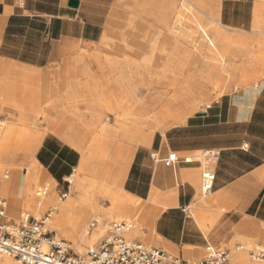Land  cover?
<instances>
[{"label":"crops","instance_id":"crops-1","mask_svg":"<svg viewBox=\"0 0 264 264\" xmlns=\"http://www.w3.org/2000/svg\"><path fill=\"white\" fill-rule=\"evenodd\" d=\"M77 1L78 7L71 9L69 0H0V77L6 70L7 78L15 80L18 74L42 88L30 92L27 105L32 112L38 105L40 115L45 86L56 81L54 72L61 79L81 74L76 53L91 51L103 32L105 36L115 0ZM215 17L246 44L264 39V0H218ZM253 80L255 84L260 79ZM8 93L9 82L0 83V103ZM211 101L197 113L182 112L179 121L155 132L148 145L134 148L121 180L126 148L118 145L106 160L94 161L102 181L111 186L117 181L124 194L156 214L143 239L179 258L189 249L219 248L237 237L264 236V80ZM24 108L9 114L17 116V122L20 113L24 118ZM67 117L53 116L34 154L39 169L61 188L82 166L78 146L89 142ZM70 135L71 143L66 141ZM205 150H218L220 156L207 163L193 161ZM171 153L177 158L174 164L166 161ZM204 171L214 173L206 198L201 197Z\"/></svg>","mask_w":264,"mask_h":264},{"label":"bare ground","instance_id":"bare-ground-1","mask_svg":"<svg viewBox=\"0 0 264 264\" xmlns=\"http://www.w3.org/2000/svg\"><path fill=\"white\" fill-rule=\"evenodd\" d=\"M150 4L153 6L164 4L165 15L149 21L144 16L150 15L146 10V6ZM114 7L112 19L105 28V37H111L113 34L120 37L115 41L112 50L107 49L105 40H101L99 50L104 56L97 55L91 58L93 67L104 73L105 87L97 90L95 88L98 82L97 75L94 70L85 68L81 74L87 78V86L86 83L82 86L79 77H76L73 83L68 85L66 94L71 95L74 100L78 98L84 100L79 92L85 91L82 97L89 100L83 103L85 113L90 117L87 129L100 123L101 118L97 114L101 109L96 98L98 92L102 93L104 102L112 101L118 94L127 95L131 100L138 98L136 93H140L143 97L142 100L138 99L137 107L129 111L124 108L122 111L121 107V112L115 113L114 116L119 119L118 132L107 127L108 125L103 126L100 129V137L92 139L88 145L78 146L83 157L78 172L82 173L84 178L78 179L77 175L68 178L78 197L69 196L64 202L58 197L57 201L54 195L55 183L35 163L34 154L40 145L42 133L31 134L32 132L26 131L27 129L17 130L16 120L12 119V122L9 121L10 124L3 126V129L6 128L5 134L0 135V158L4 155H11L12 158L21 155L23 160L29 163L25 176L18 169H12L11 175L8 174L10 171L3 173V179L0 178V198L7 199L11 204L12 213L17 212L24 205L27 211L37 216L43 207L50 205L51 219L47 220L46 228L48 223L53 231L72 241L75 248L81 252L93 248L103 238L106 225L99 218L100 212L93 204L91 199L93 195L86 192L85 184L91 189L98 188L108 195L112 205L117 209V212L112 214L116 221L127 219L128 215L142 206L145 218L138 220L137 225L140 228L145 226L149 229L156 217L154 212L145 209L140 200L124 194L117 181L111 186L112 190L111 188L108 190L109 187H100L98 184L101 183V173L95 167L94 161L106 160L109 148L114 145L117 148L120 146L126 148V157L123 158L118 175V181L121 180L130 153L137 146L148 145L155 130L163 131L169 123L179 121L182 112L189 115L198 108L202 111L208 107V103L185 99V95L190 90L207 91L218 98L226 88L214 81V78L222 76L228 59L233 58L236 53L249 60L251 64L256 60L259 61L264 54L262 43L258 44V49L254 53L249 49L233 50L232 44L235 41L243 42V39L225 32L217 23L214 14L206 9L203 0H115ZM119 8L123 11L117 10ZM84 61L85 56L81 54L74 58V62L79 64ZM206 61L213 69L205 80L201 81L198 78L200 75L196 74L193 68ZM194 76L197 77L194 79ZM251 78L236 84L237 88L253 83V79H258ZM112 85L117 87V92L111 90ZM59 102L56 104L57 107L62 106ZM147 103L150 104L146 105ZM51 107L43 109L41 114L43 119L54 116L56 112L52 113ZM64 114L71 117L69 113ZM72 114L76 126L80 128L79 125L84 123V115L79 113V110H73ZM102 116L104 119L107 118L104 112ZM115 124L117 126L116 122ZM115 134L120 135L124 145L116 142ZM66 141L71 143V135ZM7 201L5 200L8 207ZM89 219L97 223L93 228H91L92 223L88 225ZM134 229L136 225H133ZM139 231L140 229L133 234H138ZM190 250L192 249L187 252ZM1 263L17 264L9 257H3Z\"/></svg>","mask_w":264,"mask_h":264},{"label":"rangeland","instance_id":"rangeland-1","mask_svg":"<svg viewBox=\"0 0 264 264\" xmlns=\"http://www.w3.org/2000/svg\"><path fill=\"white\" fill-rule=\"evenodd\" d=\"M203 2L205 3L206 9L208 11H210L212 14H214V16H215V7L217 5V0H203ZM114 9H115V7L113 4V8L108 13V17H107L108 22L112 19V16H113L112 12ZM165 9H166V6L164 4H157L156 6H153L151 4L147 5L146 10H148L150 15H145L144 17L147 18L149 21L150 20L152 21L154 19H158L161 16L165 15ZM117 10L123 11V9H121V8H119ZM124 12H126V10H124ZM224 31L228 32L225 29H224ZM229 33L233 34V35L235 34L232 32H229ZM119 37L120 36L117 34H113L111 37H105L104 32H103V36H102L101 40H105L107 49L109 48L110 50H112V48H114L115 41L117 39H119ZM236 37H238V36H236ZM260 37L263 38L264 35L260 34ZM101 40H100V42H101ZM100 42L97 45H95V48L92 49L91 51H79L78 53H76V54H82L85 56V61L82 62V64H81V66L83 68V70L81 72H83L85 70L84 68H88L90 71L94 70L95 75H97L98 82L96 83L97 85L95 87L97 90L102 88V87H105L104 83L106 81V79L104 78L103 71L102 70H96V68L93 67V63L91 62V58L96 57L97 55L104 56L103 52H101L99 50ZM259 43L264 44V39H257L254 41L253 44H251V43L246 44L244 41L243 42L235 41L232 44V48H233V50L242 48V49H249L250 51L256 52L258 49L257 46ZM254 46H256V47H254ZM263 49H264V46H263ZM76 54L71 55V62H72L73 57ZM263 67H264V54L261 56L259 61L256 60L250 64L249 60H247L243 56L235 53V56L233 58L227 60L225 66H224V71L222 72V76L214 78V81L219 82L220 84H222L221 86L226 88V90L223 89V91L220 95L222 96L224 94H229V93H232L234 91L248 89L250 87L257 85L262 80H264V72L261 70V68H263ZM212 69H213L212 66L209 63H207V61L204 63H201L199 66L193 68L195 73L196 74L198 73L200 75V76H198V78L201 81L205 80L206 76L210 72H212ZM60 72H62V71H60ZM6 74H7L6 70H3L2 75L0 77V83L4 84L6 82H9L8 98L6 99V101H4V103H2V102L0 103V122L4 123V124L0 123V135H4L6 132V128L4 127V129H3V126H5V124L6 125L10 124L14 119L17 118V116L15 118L11 117V115L9 113L11 111L19 109L21 107L24 108V106H25L24 109L26 111V114H25L24 118H23V115L21 113L19 114L17 122L15 121L16 122L15 128L17 130L18 129L19 130H26L27 129L26 131H28L30 133L32 132L31 134L42 133L43 134L42 138H43L46 134L49 133V131L47 132V129L49 127L48 123L51 121V119L53 117L52 118L48 117V118L43 119L39 113L40 108L38 105L35 106V109L33 110V112L31 111V108L27 107V105H30L29 104L30 92L31 91H38L39 92L40 90L42 91V88H39L35 82H32L27 77L19 76L18 74H15L16 79L13 80V79L7 78ZM54 74L56 75V77H55L56 81H54V82L50 81L48 83V86H45L46 92H45V96H44L43 109H45V108L47 109V107L49 108L50 106H52L51 112L52 113L56 112L54 115L59 114L60 116H64L65 115L64 113H69V115H71V117L70 118L67 117L68 122H71V119L73 118L72 117L73 116V114H72L73 110H79V113H82L84 115L83 116V122L84 123H83V125H79V126H80L81 131L86 135L87 141H89L87 143V145L90 143V141H92V139L101 136L100 135V129L103 126L108 125L107 127L112 129L113 131L118 132V130H119V124H118L119 119L114 116L115 113H117V111H118V113H120L121 107H122V111H124V109L129 111L132 108L137 107L139 100H142V97H143L140 93L139 94L136 93L138 98H135V100L134 99L131 100V98H128L127 95L118 94L116 96V98L113 99L112 101H110V102L105 101L104 102L102 93L98 92L97 93L98 95L96 98L98 100V103H99L101 109L99 110V112L97 114H98V117L101 118L100 123L96 126L92 125L91 129H87V124H89V122H90V117H89V115H87L85 113V107H84V103H83V101L86 102L87 100H89V99H85V97H82V95L85 93V91L80 90V92H79L80 97L84 98V100H81L80 98H78L77 100H74V98L71 97V95L66 94V90L69 87L68 85H71L76 77H79V83L82 86H84L85 83L87 86V78H85L84 75L80 74L78 76L75 75L72 77H70V75H67L65 78L61 79L60 76L58 75L59 72H54ZM196 77L197 76H194V79ZM251 77H256L260 80L257 81L255 84L254 83L246 84L241 88H237L236 84H241L243 81L248 80ZM172 80L173 79H170V81H172ZM58 85H60V87H58ZM53 86H56L57 88H59L58 91H55ZM111 90L117 92V87L112 85ZM42 95L43 94H41V96ZM170 95H172V92H170ZM210 95L211 94L208 93L207 91L190 90L185 95L184 98L187 100L189 99L188 101L195 100V101H198L199 103H203V104L207 103L205 101L212 100L210 103V104H212V102L218 100L221 97L220 96V97L216 98L214 95H211V96ZM71 100H73V101H71ZM58 101H60L59 103H62L61 107L56 106ZM148 104H150V103H147L146 105H148ZM107 106L108 107L111 106V107L108 108ZM199 111H201V109L198 108V109L192 111L189 115H191L193 113H197ZM42 112H43V110H42ZM103 112L106 114V117H107L106 119H104V117L102 116ZM185 114H186V112H185ZM72 120H73V123L75 124V122H76L75 118H73ZM9 121H11V122H9ZM115 122L117 123V126H116ZM170 124L171 123H169L166 126H169ZM61 127H63V126H61ZM157 131L162 132L160 130H155L154 133ZM115 135H117L116 136V139H117L116 142L120 145H122L121 143H123V145H124V142H123V140H121L120 135L119 134H115ZM113 148H116V146L114 145L113 147H110L108 150V154H109V152H111L113 150ZM197 156H199V154L195 155V157H197ZM24 162L25 161L23 160L21 155L14 157V158H12L11 155L2 156L0 158V178L3 179V173H5V171H10L8 174L11 175L12 169H18L21 172V174H23L25 176L28 172L27 169L29 168V163L27 161L25 163ZM76 175H77L78 179L84 178V175L82 173H79L78 171L73 176H76ZM100 182L101 183L98 184L100 187H109L108 190L111 188V185H109L108 183H106L102 180ZM112 186H113V184H112ZM85 190H86V192L88 191L89 194L93 195L91 197V199L93 201L94 206L100 212L99 218L102 220V222L104 224H106L105 229H104L105 231H104L103 238L106 236L108 224H110L111 222L131 221L134 226L136 225V229H134L133 231L131 230L132 232L126 236V239L128 241L140 242L141 244H143L147 247L155 248L153 245H151L150 243H148L146 240L143 239V232H144V229H146V227L141 226V228H140L137 225L138 220L139 221L144 220L143 206L140 209L135 210L130 215H128L127 219L123 218L121 220L116 221L114 219V216H112V214L114 215L115 212H117V209L114 208V206L112 205L110 198L107 197L108 195L107 194L105 195V193L100 191V189H98V188H92L91 189V187L86 185V184H85ZM111 190H112V188H111ZM35 191H37V189H35ZM54 192H55L54 195H55V198L57 199V201H58L59 195L64 193V192L68 193V196L66 197L65 200H61L63 202L66 201L69 198V196L78 197V193L74 192V190L71 187V183L69 181H68V183H66L65 188L57 187L55 185ZM2 198L5 199L4 197H2ZM5 200L7 201V199H5ZM51 208L52 207L50 205H48V206L46 205L45 207H43L41 209V211H39L38 215L35 216L30 211H27L26 207H24V205H23L19 210H17V212L12 213L11 212V204L8 202V209H7L6 217H7L8 221H12L15 223L18 222L20 215L22 213H27V214H29V216H33L36 219H38L41 216H43L46 212L50 211ZM91 223L97 224L96 222H94V220L91 221V219H89L88 225H90ZM138 229H140V231H139L140 233L134 235L133 232L138 230ZM46 230L48 232H51L52 236H56V239L65 240L66 242H69L75 253L80 252L78 254H82L85 252V251L81 252L80 250L76 249L75 245L72 241L67 240L66 238H64L59 233L53 231L51 229V227H49L48 223H47ZM100 241L95 246H97L100 243ZM237 244L244 245L247 248L262 246L264 244V236H262L259 240H251V239L244 238V237H241V238L237 237V238L232 239V241L228 245H222L219 247V249H227L229 251L230 259H229L228 264H260V263L250 261L245 253L236 252L235 248H236ZM187 254H189V255H187ZM172 256L177 257V255H172ZM203 256H204V250L192 249V250H190V252H185V254L182 258L184 260H187V261L199 262Z\"/></svg>","mask_w":264,"mask_h":264},{"label":"built area","instance_id":"built-area-1","mask_svg":"<svg viewBox=\"0 0 264 264\" xmlns=\"http://www.w3.org/2000/svg\"><path fill=\"white\" fill-rule=\"evenodd\" d=\"M219 156L218 150H205L193 161L207 163L216 161ZM151 158L154 159V156ZM166 161L174 164L177 161L176 155L169 154ZM213 181L214 173L204 171L201 176L202 198L212 192ZM67 194H60L59 199L65 200ZM7 209L5 200L0 198V264L3 257L12 258L17 264H228L230 259L229 251L207 246L202 259L192 262L174 257L159 248L128 241L126 236L133 229L131 221L111 222L106 236L97 246L78 254L69 242L56 239L46 230L50 211L39 219L27 214L21 215L15 223L7 220ZM235 251L245 253L251 261L264 263V245L252 248L238 245Z\"/></svg>","mask_w":264,"mask_h":264},{"label":"water","instance_id":"water-1","mask_svg":"<svg viewBox=\"0 0 264 264\" xmlns=\"http://www.w3.org/2000/svg\"><path fill=\"white\" fill-rule=\"evenodd\" d=\"M68 7L71 9H76L78 7V1L77 0H69Z\"/></svg>","mask_w":264,"mask_h":264}]
</instances>
